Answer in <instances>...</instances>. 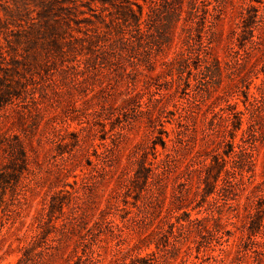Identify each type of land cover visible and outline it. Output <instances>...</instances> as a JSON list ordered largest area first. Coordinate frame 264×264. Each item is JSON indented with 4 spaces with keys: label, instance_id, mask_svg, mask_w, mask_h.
Returning <instances> with one entry per match:
<instances>
[{
    "label": "rangeland",
    "instance_id": "1",
    "mask_svg": "<svg viewBox=\"0 0 264 264\" xmlns=\"http://www.w3.org/2000/svg\"><path fill=\"white\" fill-rule=\"evenodd\" d=\"M250 5L258 9V16L251 20H255L251 24L253 34L245 31L243 23V17L254 14ZM200 6L215 17L204 38L211 41L209 59H217L220 67L212 66L201 74L192 67L191 75L184 72L181 79L174 75L175 81L162 74L159 63L144 75L132 74L133 62L143 58L138 52L129 50L124 59L111 65L105 58L117 57L112 49L101 46L95 53L89 52L87 43L82 46L75 38L85 36L87 30L93 35L95 28L102 26L98 22L69 21L68 28L67 19L61 18L60 24L68 29L56 38L60 48L52 46L47 37L39 38L35 43L14 45L17 51L11 56L16 65L7 54V60L0 59V66L15 68L6 81L13 83L19 96L0 112V173L9 159L2 144L15 143L18 137L28 157V171L22 175L18 194L0 177V264H17L21 257L29 259L27 264H196V251L189 256H184V251L174 254L173 237L170 244L162 238L129 252L143 236L130 219L140 224L151 222L149 231L160 226L166 233L170 228L161 221L175 196H181L188 205L176 215L188 211L200 220L213 212L217 215V207L211 202L217 191L207 198L194 193L185 165L197 151L207 150L228 160L226 168L231 170L230 142L236 152L245 146L253 153L254 170L245 174H253V183L261 184L258 195L264 199V0H203ZM35 22L34 26L22 22L25 33L43 32L44 27ZM113 36L107 34L101 44ZM0 42L9 49L3 32ZM195 48L200 49L198 42ZM121 65L131 74L124 75ZM3 75L4 70H0ZM188 80L190 87L186 86ZM145 83L144 100L150 92L160 99L153 112L157 118L151 121L130 110H119L129 88H141ZM228 104L242 113V123L239 130L225 135L217 132L218 118L213 112L229 111ZM174 145L180 149L177 154ZM169 152L174 159L182 156L179 176L166 169L164 161ZM236 161L246 165L245 158ZM142 162L166 176L162 213L142 210L143 202L138 198L142 185L134 179ZM224 181H219L218 189L224 185L229 188ZM194 182L199 180L194 177ZM248 188L230 201L240 203L243 213L245 194L252 186ZM226 193L223 190L221 195ZM52 202L55 204L50 208ZM60 202L64 204L62 213ZM82 212L75 222L73 217ZM170 221L176 222L174 218ZM38 233L41 235L35 237ZM257 240L262 243L264 236L260 234ZM239 259L240 264H257L261 256L243 252Z\"/></svg>",
    "mask_w": 264,
    "mask_h": 264
},
{
    "label": "trees",
    "instance_id": "2",
    "mask_svg": "<svg viewBox=\"0 0 264 264\" xmlns=\"http://www.w3.org/2000/svg\"><path fill=\"white\" fill-rule=\"evenodd\" d=\"M139 1L143 3H139ZM98 2L101 6L97 4ZM201 3L203 0H0V32L4 33V39L9 48L5 50L0 42V59L7 60V54L12 64L16 65L17 61L11 56V53L17 51L14 47L15 44L18 46L31 44L37 42L39 38L46 40L47 37L52 46L59 47L60 44L56 38L61 35L62 30L65 32L70 28L69 21L76 23L84 21L93 25L98 22L102 26L95 28L96 31L93 35L86 33L87 30L85 36L75 38V40L82 42V46L86 42V48L92 53H95L101 46L112 49L117 57L105 58L108 65L124 59L127 52L131 50L143 56L142 59L133 62L132 74L144 75L145 70H154L158 63L163 67L162 74L169 75L173 81H175L174 75L179 79L183 77L181 74L184 72L191 75L192 67L197 71V74H201L205 69H211L212 66L220 67V62L217 59H209L211 41L209 38H204L206 28L213 24L215 17L210 14L208 8H201ZM82 7H86V10H83ZM249 8L254 9V14L243 17V23L245 31L253 34L251 24L255 20L252 23L251 20L258 16V9L251 5ZM34 13H36V17ZM86 15H90V17H86ZM209 15L212 16V19L208 18ZM79 16H84V18L79 20ZM61 18L67 19L65 23L68 28L60 24ZM35 20H38L44 27L43 32L40 33L42 30L37 29L35 32L33 30V32L25 33L22 22H30L34 26ZM40 34L42 36L38 37ZM107 34H114V36L101 44L103 37ZM153 34H156V37H152ZM194 35L198 37V40ZM149 36L152 38L149 39ZM177 36L180 38L178 41ZM197 42L200 49L195 48ZM69 45L72 47V43ZM121 68L124 75L131 74L123 65ZM0 70H4V75L0 76V85H3V89L0 90L1 112L7 106L12 105L19 96L13 83L6 81V77L12 75L15 68L0 66ZM146 85L145 83L141 88L136 85L129 88L128 97L124 99L119 110H130L135 115L146 116L149 121L157 118L153 112L155 104L160 99L150 92L148 100H144ZM186 86L190 87L189 80L186 82ZM227 107L229 111L221 109L219 112H213L214 117L218 118L216 124L219 130L217 132L225 135L234 129L239 130L242 123V113L235 110L232 104H228ZM179 117H183L182 114ZM230 123L233 129L230 128ZM164 132L169 136L168 132ZM204 133L209 136L207 132ZM177 134L179 135V133ZM158 138L166 148V142L162 136ZM14 139L15 143L2 144L4 150L8 152L9 159L4 171L0 173V177L10 184L9 187L13 192L18 194L17 188L20 186L22 175L28 171V157L24 144L18 137ZM229 145L232 147L230 155H233L231 170L226 168L228 160L219 157L220 154L211 155L207 150L197 151V155L193 156L185 165L186 172L192 177L190 185L194 193H200L202 197L207 198L217 191V197H214L211 202L217 207L218 214L213 212L209 218L202 220L192 218L188 211H183L182 215H176L175 213L188 205H185L183 199H180L181 196H175V200L165 209L166 216L161 221L167 223L170 228L166 233L160 226L149 231L153 226L151 222L140 224L139 221L130 219V223L138 227L143 236L134 244L133 248L129 249V252L140 249L142 245L157 243V240L162 238H166L167 244H170L169 238L173 237L174 254L178 255L184 251V256H189L193 251H196V259H198L196 264H240L237 261L240 260L243 252L248 256L250 253L258 254L261 256V260L257 264H262L264 241L260 243L257 240L260 234L264 236V199L258 195L262 188L261 184L253 183L251 180L253 174L250 176L245 174L254 170L253 153L245 146H240V150L236 152L233 143L230 142ZM172 148L176 154L180 150L176 145ZM240 157L245 158L246 165H237L236 158ZM174 158L169 152L166 154L164 162L168 172L175 171L179 176L182 156ZM216 167L221 168L215 172ZM223 174L226 176L225 178H222ZM163 175L164 172H154L152 167L147 166L145 162L139 163L134 174L135 181L142 185L138 188V198H141L143 202L142 210L147 213L151 209L159 210L161 213L164 210L163 206H160L161 193L166 178ZM194 177L199 182L195 183ZM221 180L228 183V189H225V185L218 189L217 185ZM249 184L252 189L249 194H245V213H243L239 210L240 203L234 204L230 201H234L240 193H245L249 189ZM223 190L224 193L226 190V195H221ZM222 196L225 198L221 199ZM55 198L53 197V199ZM54 204L52 202L50 208ZM63 205V202L58 204L61 213ZM224 208L232 212H225ZM81 215L83 212L74 216L73 220L76 222ZM173 218L176 222L170 221ZM146 219H150V216H146ZM208 219H211L213 223H206ZM49 220L51 221V218ZM0 225H3V221H0ZM230 226L232 228H229ZM52 227L55 228L53 225ZM39 235L41 233L36 234L35 237ZM28 261V258L21 257L17 264H27Z\"/></svg>",
    "mask_w": 264,
    "mask_h": 264
}]
</instances>
